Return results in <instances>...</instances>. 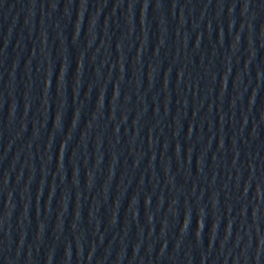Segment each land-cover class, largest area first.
Listing matches in <instances>:
<instances>
[{
	"label": "water",
	"instance_id": "1",
	"mask_svg": "<svg viewBox=\"0 0 264 264\" xmlns=\"http://www.w3.org/2000/svg\"><path fill=\"white\" fill-rule=\"evenodd\" d=\"M0 264H264V0H0Z\"/></svg>",
	"mask_w": 264,
	"mask_h": 264
}]
</instances>
